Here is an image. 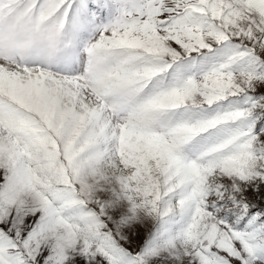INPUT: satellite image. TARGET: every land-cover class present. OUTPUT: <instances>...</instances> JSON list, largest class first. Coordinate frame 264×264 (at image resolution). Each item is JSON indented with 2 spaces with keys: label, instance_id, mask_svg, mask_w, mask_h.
Here are the masks:
<instances>
[{
  "label": "snow or ice",
  "instance_id": "6c2138e0",
  "mask_svg": "<svg viewBox=\"0 0 264 264\" xmlns=\"http://www.w3.org/2000/svg\"><path fill=\"white\" fill-rule=\"evenodd\" d=\"M0 264H264V0H0Z\"/></svg>",
  "mask_w": 264,
  "mask_h": 264
}]
</instances>
